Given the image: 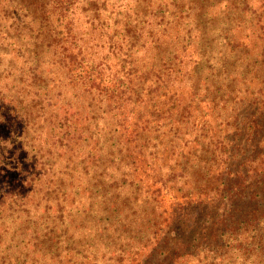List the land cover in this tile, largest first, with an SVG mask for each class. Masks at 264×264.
I'll return each instance as SVG.
<instances>
[{"label":"rangeland","instance_id":"374dc122","mask_svg":"<svg viewBox=\"0 0 264 264\" xmlns=\"http://www.w3.org/2000/svg\"><path fill=\"white\" fill-rule=\"evenodd\" d=\"M262 172L264 0H0V264H264Z\"/></svg>","mask_w":264,"mask_h":264},{"label":"trees","instance_id":"16d2710c","mask_svg":"<svg viewBox=\"0 0 264 264\" xmlns=\"http://www.w3.org/2000/svg\"><path fill=\"white\" fill-rule=\"evenodd\" d=\"M262 175L264 176V172H262ZM201 205H202L201 203H197V205H195V206L198 207L200 212H202L204 214H208L210 212V210L205 212L206 206H201ZM231 215H233V214H231ZM229 221H230V219L218 217L217 219L215 218V220L212 219L207 226H204L201 229H200V227H198L196 222H193V224L195 226V230L193 232H197V233H195L197 235H195L191 239L190 237H187V236L185 237L182 235L177 236V235L171 234L170 237H172V239H174V241L172 244L169 245V247L171 248L170 250H172V252L174 254H176V256L177 255H181V256L185 255L186 256L189 252L188 247H191V246L194 247V243H192L191 240H197V242L195 243L197 246L198 244L200 245L203 242L202 241L203 239H208V238L211 240L210 245L212 244V246H215L216 244H218L221 241V236L224 235V233L221 232V230L225 227V224ZM173 235H174V237H173ZM198 237H199V239H198ZM190 253H191V251H190Z\"/></svg>","mask_w":264,"mask_h":264}]
</instances>
